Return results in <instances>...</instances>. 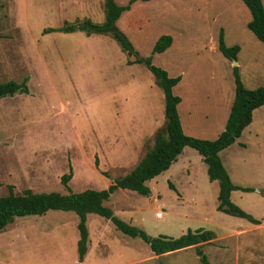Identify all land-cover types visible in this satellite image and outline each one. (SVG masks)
I'll list each match as a JSON object with an SVG mask.
<instances>
[{
    "label": "rangeland",
    "instance_id": "374dc122",
    "mask_svg": "<svg viewBox=\"0 0 264 264\" xmlns=\"http://www.w3.org/2000/svg\"><path fill=\"white\" fill-rule=\"evenodd\" d=\"M86 20L104 21V0H0V83L25 82L28 90L0 98V197L7 186L16 195L28 189L67 195L60 178L69 169L73 193L105 190L140 162L163 126L159 83L144 66L126 65L133 58L110 36L42 34ZM249 21L240 0H152L136 1L117 27L144 58L159 37H171L152 64L180 77L173 94L183 133L214 140L234 97L235 65L217 49L220 30L227 47H240L235 67L243 85L264 87V44L247 29ZM219 157L233 185L254 190L235 191L231 201L258 225L216 211L218 185L189 147L147 183L148 197L118 190L104 205L150 237L212 231L215 239L200 247L209 264H264V106ZM76 224L74 214L58 211L17 218L0 231V264H76ZM87 229L82 264H201L194 248L155 256L95 215Z\"/></svg>",
    "mask_w": 264,
    "mask_h": 264
},
{
    "label": "trees",
    "instance_id": "16d2710c",
    "mask_svg": "<svg viewBox=\"0 0 264 264\" xmlns=\"http://www.w3.org/2000/svg\"><path fill=\"white\" fill-rule=\"evenodd\" d=\"M136 1L146 3L152 0H129L124 6L116 4L114 0H104V21L101 24H94L86 20L74 25H66L60 29H46L42 34L83 32L87 36H110L128 58H133V60H127L126 65L144 66L159 83L164 97V123L162 128L156 131L153 145L127 175L110 184L105 190H85L73 193L67 186L72 177L71 169L68 174H64L60 178L61 184L68 191L67 195L56 192L34 193L29 189L16 195L13 193V187L7 186L8 194L0 197V231L17 218L43 217L51 211L72 213L77 218L76 264H82L90 246L87 229L88 216L95 215L108 221L113 229L122 236L140 240L155 256L194 248L196 255L201 256L199 258L201 264H209L200 247L212 243L215 239V234L212 231L187 230L185 234L175 239L165 235L150 237L143 230L130 226L115 217L111 209L104 203L118 190H127L148 197L150 189L147 187V183L166 172L177 161L183 149L189 147L196 151L206 166L208 181L216 182L218 185L216 211L258 225L259 220L231 201V194L235 191L253 193L254 190L233 185L219 154L241 137L242 132L252 122L253 112L264 106V87L247 89L241 81L238 67H233L234 97L223 131L214 140H203L185 135L178 113L180 98L173 94V88L178 85L180 77H169L166 71L152 64L155 54H162L171 46V37L167 35L159 37L152 47L151 55L144 58L135 51L129 39L117 27L121 15L129 11ZM240 1L250 14V21L246 25L247 29L256 40L264 44V5L262 0ZM217 49L225 59L230 61H236L240 51V47L237 45L232 47L225 45L222 30L219 32ZM15 94H28L25 82L20 84L13 81L0 83V98L11 97ZM170 188L172 189V186Z\"/></svg>",
    "mask_w": 264,
    "mask_h": 264
},
{
    "label": "water",
    "instance_id": "95a60500",
    "mask_svg": "<svg viewBox=\"0 0 264 264\" xmlns=\"http://www.w3.org/2000/svg\"><path fill=\"white\" fill-rule=\"evenodd\" d=\"M232 62H233V66H234V65L236 66V63H235V61H232ZM235 66H234V67H235Z\"/></svg>",
    "mask_w": 264,
    "mask_h": 264
},
{
    "label": "crops",
    "instance_id": "0c3cea01",
    "mask_svg": "<svg viewBox=\"0 0 264 264\" xmlns=\"http://www.w3.org/2000/svg\"><path fill=\"white\" fill-rule=\"evenodd\" d=\"M262 2H263V1H262ZM263 5H264V3H263ZM178 158H179V157H178ZM177 160H178V159H177ZM176 162H177V161H176ZM176 162H175V163H176ZM173 164H174V163H173ZM173 164H172V165H173ZM172 165H171V166H172ZM171 166H170V167H171Z\"/></svg>",
    "mask_w": 264,
    "mask_h": 264
},
{
    "label": "built area",
    "instance_id": "2783aa9c",
    "mask_svg": "<svg viewBox=\"0 0 264 264\" xmlns=\"http://www.w3.org/2000/svg\"><path fill=\"white\" fill-rule=\"evenodd\" d=\"M160 215L158 214V215H156V217L158 218Z\"/></svg>",
    "mask_w": 264,
    "mask_h": 264
}]
</instances>
